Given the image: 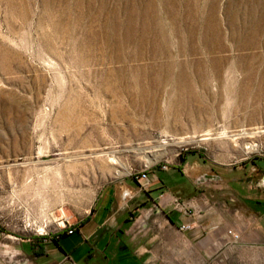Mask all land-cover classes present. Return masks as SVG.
<instances>
[{
    "label": "rangeland",
    "instance_id": "374dc122",
    "mask_svg": "<svg viewBox=\"0 0 264 264\" xmlns=\"http://www.w3.org/2000/svg\"><path fill=\"white\" fill-rule=\"evenodd\" d=\"M193 154L263 179L264 0H0V229Z\"/></svg>",
    "mask_w": 264,
    "mask_h": 264
},
{
    "label": "crops",
    "instance_id": "0c3cea01",
    "mask_svg": "<svg viewBox=\"0 0 264 264\" xmlns=\"http://www.w3.org/2000/svg\"><path fill=\"white\" fill-rule=\"evenodd\" d=\"M253 170L190 155L150 169L145 190L114 181L84 218H70L71 235L0 229V264H264V168L262 180Z\"/></svg>",
    "mask_w": 264,
    "mask_h": 264
},
{
    "label": "built area",
    "instance_id": "2783aa9c",
    "mask_svg": "<svg viewBox=\"0 0 264 264\" xmlns=\"http://www.w3.org/2000/svg\"><path fill=\"white\" fill-rule=\"evenodd\" d=\"M165 168L166 167H164V169ZM150 169H151V166L146 165L142 170H140L136 173H133L131 175V178H133L139 184V186L142 190H145L150 184L149 177H148V171ZM182 207H184V206H182ZM69 220H70V218L64 217V218H61L60 220L56 221V228H57V231L59 233L66 232L67 234L71 235L75 231V227L70 224ZM182 229L183 230L190 229V226L189 225L182 226ZM46 234H48V232H42V231L36 232V235L41 236V237L46 236ZM228 234L231 235L234 240L238 241V239H239L238 233H235L233 230H229Z\"/></svg>",
    "mask_w": 264,
    "mask_h": 264
},
{
    "label": "bare ground",
    "instance_id": "6f19581e",
    "mask_svg": "<svg viewBox=\"0 0 264 264\" xmlns=\"http://www.w3.org/2000/svg\"><path fill=\"white\" fill-rule=\"evenodd\" d=\"M250 148H253V149H254V146L251 145V147H249V149H250ZM151 163H152V161H151ZM61 225H62V224H61Z\"/></svg>",
    "mask_w": 264,
    "mask_h": 264
},
{
    "label": "trees",
    "instance_id": "16d2710c",
    "mask_svg": "<svg viewBox=\"0 0 264 264\" xmlns=\"http://www.w3.org/2000/svg\"><path fill=\"white\" fill-rule=\"evenodd\" d=\"M195 154H193V156H194ZM182 161H185V158L184 157H182Z\"/></svg>",
    "mask_w": 264,
    "mask_h": 264
}]
</instances>
